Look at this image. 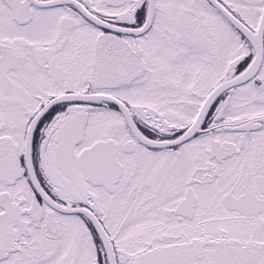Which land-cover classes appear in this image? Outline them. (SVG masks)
<instances>
[{
    "label": "snow or ice",
    "instance_id": "6c2138e0",
    "mask_svg": "<svg viewBox=\"0 0 264 264\" xmlns=\"http://www.w3.org/2000/svg\"><path fill=\"white\" fill-rule=\"evenodd\" d=\"M0 264H264V0H0Z\"/></svg>",
    "mask_w": 264,
    "mask_h": 264
}]
</instances>
